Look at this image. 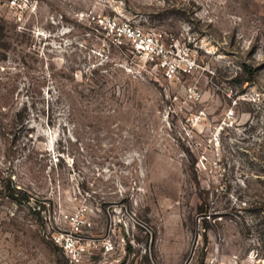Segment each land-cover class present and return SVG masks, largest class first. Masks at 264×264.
<instances>
[{
    "label": "rangeland",
    "instance_id": "374dc122",
    "mask_svg": "<svg viewBox=\"0 0 264 264\" xmlns=\"http://www.w3.org/2000/svg\"><path fill=\"white\" fill-rule=\"evenodd\" d=\"M0 264H264V0H0Z\"/></svg>",
    "mask_w": 264,
    "mask_h": 264
},
{
    "label": "built area",
    "instance_id": "2783aa9c",
    "mask_svg": "<svg viewBox=\"0 0 264 264\" xmlns=\"http://www.w3.org/2000/svg\"><path fill=\"white\" fill-rule=\"evenodd\" d=\"M108 22L120 35H127L134 40L136 52L145 56L152 64H155L168 80H172L183 73L191 72L194 69L195 61L191 58L178 60L173 56L175 53L174 45L166 44L162 34L144 32L132 25H121L112 20ZM189 95L193 99L198 98L199 92L196 88H191Z\"/></svg>",
    "mask_w": 264,
    "mask_h": 264
},
{
    "label": "trees",
    "instance_id": "16d2710c",
    "mask_svg": "<svg viewBox=\"0 0 264 264\" xmlns=\"http://www.w3.org/2000/svg\"><path fill=\"white\" fill-rule=\"evenodd\" d=\"M245 72L248 73L250 75V79L254 80V70L246 65L245 66ZM12 190V194L11 196H16L17 193H21V194H25V196H30L29 193L27 191H24L22 188H17V187H11Z\"/></svg>",
    "mask_w": 264,
    "mask_h": 264
}]
</instances>
